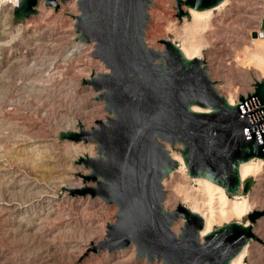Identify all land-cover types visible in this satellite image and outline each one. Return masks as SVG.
Here are the masks:
<instances>
[{"label": "rangeland", "instance_id": "obj_1", "mask_svg": "<svg viewBox=\"0 0 264 264\" xmlns=\"http://www.w3.org/2000/svg\"><path fill=\"white\" fill-rule=\"evenodd\" d=\"M13 5L14 0H0V264H163L139 259L135 246L86 251L88 244L107 240L118 208L71 193L95 186L83 183L81 176L91 172L79 161L98 157L97 145L63 140L62 134L79 126L90 131L110 117L101 92L88 84L109 70L93 56L94 44L78 41L75 1L55 9L41 0L27 20L14 16ZM182 9L188 16L178 19L174 0H152L148 48L164 51L162 41L170 40L198 55L218 92L235 104L264 82V36L257 37L264 0H228L199 21ZM164 149L175 156L183 147L165 144ZM255 164L247 179L248 215L264 212V161L263 167ZM179 167L163 181L164 209L191 208L194 199L208 203L207 191ZM213 207L219 211L217 200ZM248 215L220 217L210 228L249 223ZM185 224L180 218L172 232L178 237ZM253 232L258 240H251L242 264H264V217Z\"/></svg>", "mask_w": 264, "mask_h": 264}, {"label": "water", "instance_id": "obj_2", "mask_svg": "<svg viewBox=\"0 0 264 264\" xmlns=\"http://www.w3.org/2000/svg\"><path fill=\"white\" fill-rule=\"evenodd\" d=\"M41 0H20L14 9L18 20L36 14ZM75 1L78 40L95 43L94 57L109 73L99 74L90 85L101 92L110 117L96 128L64 133L62 139L96 144L98 157H85L80 165L89 170L83 183L94 187L77 190L80 196L99 198L116 206V223L108 226L107 240L99 249L118 252L135 246L137 257L149 263L230 264L254 238V224L264 212L248 215L249 227L231 223L204 237L199 216L180 206L163 207L162 182L178 168L165 144L182 146L188 175L221 186L229 194L241 187L239 168L253 159L264 161V144L248 140L250 124L240 107H231L215 88L203 61H187L169 40L164 51L148 48V9L152 0H44L47 7ZM178 19L188 16L183 7L208 10L223 0H174ZM256 98L264 106V82L254 84ZM245 99L240 98V103ZM200 108L209 114L195 113ZM244 194L250 182L243 184ZM186 221L177 237L172 226Z\"/></svg>", "mask_w": 264, "mask_h": 264}, {"label": "bare ground", "instance_id": "obj_3", "mask_svg": "<svg viewBox=\"0 0 264 264\" xmlns=\"http://www.w3.org/2000/svg\"><path fill=\"white\" fill-rule=\"evenodd\" d=\"M19 2H20V0H14V5H13V8L14 9L18 7ZM227 4H228V0H223L218 6H216L214 8H211V9H208V10H194V9H188L185 6L184 7L189 10V14L194 19H196L197 21H199V20H202L205 16H208L212 11H216V10H219L221 8L226 7ZM73 19H74V17H73ZM200 22L198 24H201ZM202 24H204V22ZM205 26L206 25H204V28H206ZM198 27H199V25H198ZM261 35L264 36V20H262V23H261V32L257 34V37L260 38ZM79 42L82 43V44H86V43L81 42V41H79ZM171 43L173 45H175L180 50V52L182 53V55L184 56V58L187 61H192L194 59H199V60L202 61V59L200 57H198V55L190 56L189 53L186 52L183 48H179L178 45L174 44L173 42H171ZM90 44H94V50H95L96 44L95 43H90ZM103 74H107V73H103ZM96 76H92L91 80L94 79ZM227 100H228V104L231 107L239 106V105H236L235 103H233L231 99H227ZM194 112L195 113H202V114H209V113H211L210 110H203V109H200V108L195 109ZM98 122H102V121H98ZM98 122L96 123V125H98ZM78 130L79 131H73V132H70V133H76L77 134V133H80L82 130L89 131V130H85L82 126H79V129ZM170 157H171V159L173 161H175L178 164V166H180L179 167V170H184L186 172V168L187 167H186L185 161H184V159H183V157L181 155H175V156L174 155H171ZM255 162H258L259 163V166H262L263 165V160L253 159V160L249 161L248 163L242 164L240 166V168H239V176H240V180H241V183L242 184H241L240 189L236 193L232 194L233 200L229 199V197H231V194H229L225 189H223L221 186L213 183L212 181H209L207 179H202V178H192L193 181H196L199 184V186H201L203 189H205L207 191V194L209 196V202L208 203H205V202L199 203L197 199H194L193 200L194 207H191L190 208V207H186V206H183V205L182 206L185 207V208H187L192 214H195V215L199 216L200 219L202 220L203 225H204V230L200 234V240H201L202 243H203L204 237H206L207 235H209L210 233L213 232L211 230V228H210V225H211L210 223L211 222L215 221L216 219H218L220 217L221 218H230L234 214H236V215H238V216H240L242 218L243 217H246L249 214V212H250L251 209L248 210V208H249L248 201H247L248 199L246 198L247 195L244 194L243 184L247 181V179L249 177L252 176V172H253V169H254L253 166L256 165ZM258 167H257V169H258ZM255 170H254V172H255ZM187 174H188V169H187ZM257 174H258V172H257ZM77 190H80V189L72 190L71 193L72 194H75V195H78L76 193ZM162 190H163V182H162ZM163 192H164V190H163ZM213 192H214V194H213ZM164 194H165V192H164ZM82 197H84V196H82ZM195 197H196V195H195ZM214 200H217V203L219 204V211H215L214 210V207H213V201ZM199 208L202 209V212H200L198 210ZM237 224H240V225H242L244 227H249V223L243 224V223L238 222ZM226 225H228V224H226ZM252 233L254 235V238L251 239V240H258V237L253 232V229H252ZM251 240H250V242H251ZM100 243L96 246L95 243H92V244L89 245L88 242H87L88 246L85 247L86 248V251L87 250L88 251L94 250L95 252H97V250L99 249ZM249 243L245 246V248L243 249V251L234 260H232L230 262V264H242V261L246 258V253H247V250L249 248Z\"/></svg>", "mask_w": 264, "mask_h": 264}, {"label": "built area", "instance_id": "obj_4", "mask_svg": "<svg viewBox=\"0 0 264 264\" xmlns=\"http://www.w3.org/2000/svg\"><path fill=\"white\" fill-rule=\"evenodd\" d=\"M255 93L254 85L243 94L244 103L237 100L242 116H246L249 121V128L245 130V136L248 140L256 139L260 145L264 144V106H261L256 98L249 100V97Z\"/></svg>", "mask_w": 264, "mask_h": 264}]
</instances>
